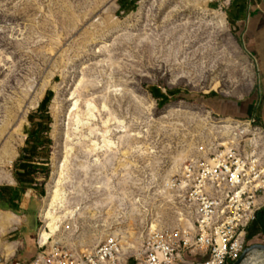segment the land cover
Listing matches in <instances>:
<instances>
[{
    "label": "rangeland",
    "instance_id": "374dc122",
    "mask_svg": "<svg viewBox=\"0 0 264 264\" xmlns=\"http://www.w3.org/2000/svg\"><path fill=\"white\" fill-rule=\"evenodd\" d=\"M226 2L144 0L118 15L116 0H0V176L14 170L36 127L29 119L42 114L38 137L28 140L41 148L40 214L59 179L75 211L65 217L55 203L59 244L77 253L116 235L123 262L137 264L153 229H192V209L167 187L201 142L235 123L219 119L211 99L240 102L258 88L255 63L225 23ZM153 89L179 93L164 102ZM76 100L78 134L68 118ZM86 102L96 116L90 127L117 143L113 151H86L101 143L95 131L89 137Z\"/></svg>",
    "mask_w": 264,
    "mask_h": 264
},
{
    "label": "built area",
    "instance_id": "2783aa9c",
    "mask_svg": "<svg viewBox=\"0 0 264 264\" xmlns=\"http://www.w3.org/2000/svg\"><path fill=\"white\" fill-rule=\"evenodd\" d=\"M233 121L201 142L167 187L192 209L194 229L151 232L137 264H178L186 253L208 255L203 264H232L240 257L247 229L264 206V129L256 119ZM123 254L116 235L77 253L38 242L30 264H124Z\"/></svg>",
    "mask_w": 264,
    "mask_h": 264
},
{
    "label": "crops",
    "instance_id": "0c3cea01",
    "mask_svg": "<svg viewBox=\"0 0 264 264\" xmlns=\"http://www.w3.org/2000/svg\"><path fill=\"white\" fill-rule=\"evenodd\" d=\"M143 1L116 0V12L118 15L136 13ZM224 10L230 33L257 67L258 88L240 102L211 99V108L222 118L256 119L264 129V0H227ZM41 115L29 119L36 127L32 129L31 125V129H27V144L14 170L0 176V194L10 197L8 203L0 200V264H30L38 253L40 185L34 172L39 170L41 163L34 160H37L41 148L28 143V138L37 132V124L43 118ZM260 238L264 239V206L257 212L246 235L247 241ZM207 258L205 254L186 253L178 264H203ZM124 264L136 263L126 261Z\"/></svg>",
    "mask_w": 264,
    "mask_h": 264
},
{
    "label": "bare ground",
    "instance_id": "6f19581e",
    "mask_svg": "<svg viewBox=\"0 0 264 264\" xmlns=\"http://www.w3.org/2000/svg\"><path fill=\"white\" fill-rule=\"evenodd\" d=\"M79 100H76L73 102L71 110L69 111V119L71 118L73 123H74V131L76 134L81 132V127L83 126L84 122L81 118L78 117V114H80L79 112ZM102 111L107 112L108 108L106 103L102 104ZM85 117H86V125H88L90 127V122L96 120V116L94 114V110H93V105L91 104V102H86L85 103ZM232 120V119H230ZM26 121H23L19 124V126L24 123ZM112 122L117 123L119 125V127H124V122H120L117 121L116 119L112 118ZM18 126V127H19ZM97 128V127H96ZM89 137H93V135H95V133H98L101 136V143L97 144L96 142L92 141L90 142V144L86 145V151L89 154H97L100 151H103L104 149H107L108 151H113L114 149L117 148V143L115 141H113L109 136H106L105 134H103L102 132H98L96 129L94 128H89ZM216 130H218V128H216ZM95 131V133H94ZM108 133L111 132V130L107 131ZM20 138H22L21 136H19ZM67 139L69 140V136L67 137ZM78 139V138H77ZM77 142V141H76ZM81 142V141H80ZM75 147L73 145L67 146L66 147V152L67 155L65 157V159L67 160L68 157L73 153ZM66 160H64L66 162ZM64 162V163H65ZM94 162L98 163L99 162V158H95ZM64 166V165H63ZM62 168V165H61ZM64 172L63 170H61V176L63 177ZM65 183V181L63 179H59L55 182L56 187L53 189H50V200H52V202H47L46 206L44 207L42 213H41V217L46 221V226L45 229H41L39 232V239L40 242L42 243V245H55V244H59L61 243L60 241L62 240L61 237L58 236L59 232H60V225L59 222L61 221V216H58L56 211H57V206H59V208L61 210L64 211V216H73L75 214L74 210H71L68 206L69 202L67 199V196L65 195V192L61 189V186ZM56 203V205H55ZM192 229H194V226L192 227ZM152 231H156L155 229H153ZM57 236L58 241H55ZM38 238V235H37ZM39 242V240H38ZM54 243L53 245L50 244ZM40 244V243H39ZM123 244V242H122ZM123 251L125 255L123 257V260H126V254H125V250H124V246H123ZM264 249L261 247H254L251 251H250V261L246 262V264H264Z\"/></svg>",
    "mask_w": 264,
    "mask_h": 264
},
{
    "label": "trees",
    "instance_id": "16d2710c",
    "mask_svg": "<svg viewBox=\"0 0 264 264\" xmlns=\"http://www.w3.org/2000/svg\"><path fill=\"white\" fill-rule=\"evenodd\" d=\"M151 93L154 95V97L156 99L162 100L164 102H169L171 100V98L176 97L179 92H171L168 95H165L161 90L153 89V90H151ZM48 97H49V94L46 96V98L44 99L43 103L41 104L40 110H43V108H45V107H47L49 105V103L51 101V98H50V100H48ZM42 127H43L42 122L38 123L37 124V128H38L37 132L34 133V134L29 135L28 140L38 137L37 135L39 133V130L42 129ZM31 171L34 172V170H31ZM31 171H29V172L31 173ZM0 197H1L0 200L5 201L6 203H8L10 201V197L8 195H1L0 194ZM0 206H1V203H0Z\"/></svg>",
    "mask_w": 264,
    "mask_h": 264
},
{
    "label": "water",
    "instance_id": "95a60500",
    "mask_svg": "<svg viewBox=\"0 0 264 264\" xmlns=\"http://www.w3.org/2000/svg\"><path fill=\"white\" fill-rule=\"evenodd\" d=\"M254 247H261L264 249V241H262V240L248 241L246 243L240 257L235 262H233L232 264H246V262H249L250 261V251ZM0 262H1V259H0Z\"/></svg>",
    "mask_w": 264,
    "mask_h": 264
}]
</instances>
